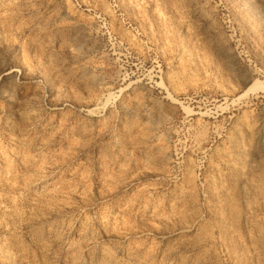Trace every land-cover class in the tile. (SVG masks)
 <instances>
[{
    "label": "rangeland",
    "instance_id": "obj_1",
    "mask_svg": "<svg viewBox=\"0 0 264 264\" xmlns=\"http://www.w3.org/2000/svg\"><path fill=\"white\" fill-rule=\"evenodd\" d=\"M0 264H264V0H0Z\"/></svg>",
    "mask_w": 264,
    "mask_h": 264
},
{
    "label": "bare ground",
    "instance_id": "obj_2",
    "mask_svg": "<svg viewBox=\"0 0 264 264\" xmlns=\"http://www.w3.org/2000/svg\"><path fill=\"white\" fill-rule=\"evenodd\" d=\"M257 86H261L260 83H255L249 87L250 90H254Z\"/></svg>",
    "mask_w": 264,
    "mask_h": 264
}]
</instances>
